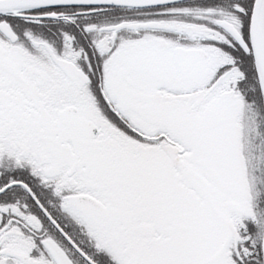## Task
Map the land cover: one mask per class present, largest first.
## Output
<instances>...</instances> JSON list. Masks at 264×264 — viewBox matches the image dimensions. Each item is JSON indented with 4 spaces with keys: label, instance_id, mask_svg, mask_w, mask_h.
Masks as SVG:
<instances>
[{
    "label": "snow or ice",
    "instance_id": "6c2138e0",
    "mask_svg": "<svg viewBox=\"0 0 264 264\" xmlns=\"http://www.w3.org/2000/svg\"><path fill=\"white\" fill-rule=\"evenodd\" d=\"M0 264H264V0H0Z\"/></svg>",
    "mask_w": 264,
    "mask_h": 264
}]
</instances>
